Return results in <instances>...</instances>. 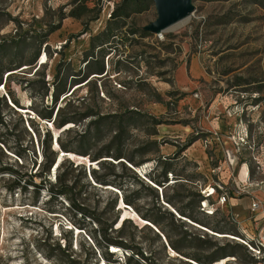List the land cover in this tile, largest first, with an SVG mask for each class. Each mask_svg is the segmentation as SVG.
Listing matches in <instances>:
<instances>
[{"label": "rangeland", "instance_id": "374dc122", "mask_svg": "<svg viewBox=\"0 0 264 264\" xmlns=\"http://www.w3.org/2000/svg\"><path fill=\"white\" fill-rule=\"evenodd\" d=\"M136 3L0 0V264H264L229 202L264 191V0H192L159 34L154 2ZM58 108L70 126L44 117ZM101 228L124 246L103 254Z\"/></svg>", "mask_w": 264, "mask_h": 264}, {"label": "crops", "instance_id": "0c3cea01", "mask_svg": "<svg viewBox=\"0 0 264 264\" xmlns=\"http://www.w3.org/2000/svg\"><path fill=\"white\" fill-rule=\"evenodd\" d=\"M193 65L196 68L195 67L193 68ZM189 73H192L193 75H198L201 73L197 60L194 59L189 67H186L185 65L179 66L176 75L179 80H184L185 78H188ZM215 120L209 122L208 127L210 129H207L208 133H212L213 131V135H216L215 129L219 127V124ZM174 132L178 136H180V134L183 135L186 133V131H182V129H179V128L175 129ZM195 142H197V140ZM195 142L192 141L193 144ZM207 143L209 144L208 141ZM194 154L198 155L199 157L198 159L196 158L197 163L205 166V159L209 158V156L206 155L204 157V154H199V150H197ZM215 157H217V155H215ZM222 167L224 169V162L222 161L217 162L216 164L213 165V167L211 168V171L214 173L216 171L223 170L221 169ZM227 171L225 172L223 171L221 173V178L223 182L224 180H226V178L227 179L230 178V171L228 172ZM244 192H246L245 196L243 195L239 196L237 194H234L233 196L229 198L230 205L234 207V210H236L234 213L235 220H237L241 225L242 235L246 234V236L250 238V240H253L254 237L256 236V231H257V233H260V239L262 243L264 244V204L261 202V199H264V191L257 192L255 190H246ZM248 195L251 196L252 201H258L260 203V206H259L260 208H258L257 213H254V215H250V212L244 206L238 207L239 204H243L244 198L247 197ZM258 228L260 230H258Z\"/></svg>", "mask_w": 264, "mask_h": 264}, {"label": "trees", "instance_id": "16d2710c", "mask_svg": "<svg viewBox=\"0 0 264 264\" xmlns=\"http://www.w3.org/2000/svg\"><path fill=\"white\" fill-rule=\"evenodd\" d=\"M130 2H133L134 4H138V3H136L137 2V0H123V4L124 5H127L128 3H130ZM111 16L112 17H117V16H125V17H128L129 16V12H121V13H119L117 10H113L112 11V14H111ZM93 19H96V18H93ZM84 28H85V30H87V26H86V24H84ZM103 30V29H102ZM98 31L97 33H95V34H93V35H90V43H91V48H93L94 47V40H97L98 38H103L104 37V35H105V29L103 30V31ZM107 43V41L103 38L102 39V41H101V43H100V46L101 45H104V44H106ZM101 74H102V72H101ZM3 87L5 86V82H3ZM71 93V92H70ZM59 112H60V108H58L57 110H56V112H55V115H54V117L52 118V115H51V112H49V114L48 115H46V116H44V117H47V118H49L50 120H51V122H52V124H56V121H57V117H58V114H59ZM68 122H66V121H63V122H61V123H59V124H56L57 125V127L58 128H60L62 125H65V124H67ZM46 133H48V131H46ZM59 147L61 148V149H65V146L62 144V143H59ZM48 149V145L47 146H45V150H44V152H46V150ZM45 155V154H44ZM46 156V155H45ZM123 159V158H122ZM48 160V159H47ZM46 160V162L45 163H48V161ZM53 160H51L50 161V165L51 164H53ZM166 164H169V163H165V165ZM59 167V166H58ZM166 169V168H165ZM44 171H45V169H44ZM94 179H95V181L97 182V183H100V184H102V185H104V186H110L109 184H107L106 182L107 181H103L102 179H100L99 177H97L96 175H94ZM155 184H157V185H159V186H164L165 185V181H158L157 179H151ZM153 184V183H152ZM155 184H153V185H155ZM150 188V187H149ZM166 200H167V202L168 203H170V204H174V202H173V200L171 199V198H167L166 197ZM125 204L126 203H129L130 201H129V199H128V197L127 196H124V198H123V200H122ZM177 212L182 216V217H186L187 219H191L192 221H195L196 222V220H193V217L191 216V215H189L188 213H186V212H184L183 210H181V209H177ZM99 220V219H98ZM145 220H147V219H145ZM147 221H149L153 226H154V224L153 223H158V221H156V220H153V221H150V220H147ZM125 222V221H124ZM124 222L121 224V226H120V229H122L123 227H124ZM198 223V222H197ZM202 225V224H201ZM204 226V225H203ZM112 226L111 225H109L108 226V228H111ZM206 227V226H205ZM108 228H101L100 230H101V233L98 235V237H96V236H94V242L97 244V245H99V246H102L104 249H105V251L103 252V254H106V255H112V254H114L112 251H109V247L111 246V247H113V248H118V247H122V246H124V244L122 243V241H120V240H113L111 237H109V236H107V230H108ZM157 229V228H156ZM111 230L113 231L114 229H112L111 228ZM116 230V229H115ZM157 231H158V229H157ZM159 232V231H158ZM160 234H162L161 232H159ZM70 259H72V258H70Z\"/></svg>", "mask_w": 264, "mask_h": 264}, {"label": "water", "instance_id": "95a60500", "mask_svg": "<svg viewBox=\"0 0 264 264\" xmlns=\"http://www.w3.org/2000/svg\"><path fill=\"white\" fill-rule=\"evenodd\" d=\"M157 18L144 27L145 30L158 33L169 26L187 18L193 10L192 0H152ZM105 71L103 70L102 73ZM2 82L0 83V85ZM51 121V120H50ZM55 158V162L57 161ZM54 162V163H55ZM53 163V165H54ZM181 218V217H180Z\"/></svg>", "mask_w": 264, "mask_h": 264}, {"label": "bare ground", "instance_id": "6f19581e", "mask_svg": "<svg viewBox=\"0 0 264 264\" xmlns=\"http://www.w3.org/2000/svg\"><path fill=\"white\" fill-rule=\"evenodd\" d=\"M185 19H187V18H185ZM185 19H183V20H185ZM183 20H181L182 22H183ZM181 21H179V22H181ZM179 22H177V23H179ZM177 23H175V24H177ZM175 24H173V25H171V26H169L168 28H166V29H164L163 31H165V30H168L170 27H172V26H174ZM163 31H160V32H163ZM160 32H158V34L160 33ZM156 35V34H155ZM160 36H161V34H160ZM159 36V37H160ZM160 38H162V37H160ZM48 123H51V121H48ZM65 125H68V126H70L71 125V123H67V124H65ZM64 125V126H65ZM51 126L54 128V126H53V124H51ZM60 129V128H59ZM54 133H56V132H54ZM56 135V134H55ZM53 144V143H52ZM54 147H56V148H58L59 146H58V144H57V139H55V143H54ZM59 153H57V155L59 156V158H58V160H57V162L54 164V168L52 169V171H56V168H57V166H58V164L60 163V161H61V157L62 156H71V155H73L72 153H67V152H65V151H63V150H60V151H58ZM75 156V155H74ZM137 170H139V167H135ZM50 173V172H49ZM107 187H109V186H107ZM111 188V187H110ZM121 202H122V206L125 208V203L121 200ZM126 209V208H125ZM140 221L143 223V224H147V225H152L149 221H147V220H145V219H141L140 218ZM153 226V225H152ZM154 228L156 229V227L154 226ZM157 230V229H156ZM219 235V234H218ZM229 235L228 234H224V237H228ZM230 237V236H229ZM232 237V236H231ZM168 249H169V251H171V252H173V253H175L176 254V252L172 249V248H170L169 246H168ZM228 259H224V263L227 261ZM220 262H221V260H220ZM219 262V260L218 261H216L214 264H221Z\"/></svg>", "mask_w": 264, "mask_h": 264}, {"label": "built area", "instance_id": "2783aa9c", "mask_svg": "<svg viewBox=\"0 0 264 264\" xmlns=\"http://www.w3.org/2000/svg\"><path fill=\"white\" fill-rule=\"evenodd\" d=\"M222 198L225 201V199H226L225 194H224V196H222ZM259 206H260V203L258 201H252L251 210L254 211V210L258 209ZM249 248L252 252H255L257 254L263 253V255H264V244L262 243V241L260 239V233H258L257 244L255 246H249Z\"/></svg>", "mask_w": 264, "mask_h": 264}]
</instances>
